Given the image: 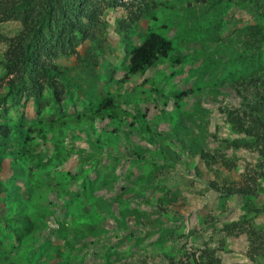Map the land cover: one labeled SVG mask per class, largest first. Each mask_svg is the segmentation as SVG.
Listing matches in <instances>:
<instances>
[{
	"label": "rangeland",
	"instance_id": "374dc122",
	"mask_svg": "<svg viewBox=\"0 0 264 264\" xmlns=\"http://www.w3.org/2000/svg\"><path fill=\"white\" fill-rule=\"evenodd\" d=\"M60 5L64 16L43 27L32 43L37 50L59 39L70 49L42 56L59 73L50 74L52 85L40 76L43 88L37 92L27 78L28 64L9 88L18 71L4 57L26 22L0 17V123L24 131L41 110L59 113L69 126L55 143L62 149L57 152L47 142L23 154L7 141L0 162V217L28 213L37 221L35 245L44 241L52 252L39 256L42 264H264V133L256 139L239 130L244 111L250 112L243 97L263 102L264 86L256 78L264 77V0ZM87 13L94 24L88 25ZM79 19L87 34H77L78 24L70 31L79 39L59 36V24ZM150 30L170 38L174 49L144 72L125 75L130 49ZM97 95L117 97L122 122L102 119L103 110L84 129ZM39 154L51 160L33 166ZM31 173L40 180L39 198L24 203ZM225 187L236 194H224ZM80 194L104 201L106 207L95 209L101 218L96 226L80 222L85 216L71 201L73 195L82 200ZM81 203L89 216L94 209ZM74 219L91 233L58 235V222L73 225ZM7 222L0 220V235H8L3 247L15 246L9 254L31 249L13 241L16 231Z\"/></svg>",
	"mask_w": 264,
	"mask_h": 264
},
{
	"label": "trees",
	"instance_id": "16d2710c",
	"mask_svg": "<svg viewBox=\"0 0 264 264\" xmlns=\"http://www.w3.org/2000/svg\"><path fill=\"white\" fill-rule=\"evenodd\" d=\"M60 6V0H0V17H21L26 22V27L24 28V30L16 38L10 41V51L4 57L5 61L10 65L15 66L18 71L16 77H11L9 79V88H13L16 84L17 78L22 77L23 70L25 69V66L27 64L32 65V69L30 70L27 78L30 80L31 88L37 89L34 92L40 91L43 88L42 84H38L40 76L44 78L46 84H51L52 79H50V74L53 72L56 74L59 73L57 67L52 64H47L42 56L44 55L45 58H51L53 55H55L56 49L60 48L69 50L70 47H67L64 43H61L60 40L57 39L56 44L50 43L49 45H42L40 48L35 50V48L33 47L34 44L32 42L41 35L43 27L50 24L53 20L57 21L58 19L62 18V16H64V14L61 13ZM83 13L84 11L81 14ZM261 13L263 12L261 11ZM87 17L89 22L88 25L94 24L95 17L91 15V13H87ZM78 24H80V27L78 28L80 33L77 34H87L86 24L82 22V19H79V23H65L63 27H61L59 24L57 28L59 36L66 35L68 36L69 40L79 39L80 35H72V31H70V28H74L75 26L77 27ZM44 37L45 36L43 35L42 38ZM86 37L88 36L86 35ZM38 42L39 40H37L36 45H38ZM52 48H54V50ZM173 49L174 45L170 38L157 31H148L142 38L141 42L132 46V48L130 49L125 75L144 72L145 70L149 69L155 62L168 57ZM256 79L260 80L259 84L264 86V77L258 76ZM189 91L191 92L192 88H190ZM20 93V89L15 91L16 96ZM184 93L186 92H180V94ZM243 99L248 100L246 103H244V105L249 107L250 112L244 111V118H246V121H244L245 119H242V122L239 123V130L244 133L252 134L253 137H256V139H263L264 96L262 97L263 102H261V99L252 101L246 96H244ZM117 107L118 100L116 96L105 95L101 97L97 95L95 100H93L92 110H90L88 114L85 115V117L83 116L86 122L84 123V129L87 130L90 123H92L93 120H96L95 113L98 114L103 110H105L106 113H102V119L107 118L112 122L114 121V119H118V122H122V118L115 110ZM17 128L19 127H17L16 125H11L7 122L0 123V162L5 155V152H3V150L9 144L7 143V141L9 140L13 144L21 146L23 154L27 152V149L29 151V147L40 146L42 145V143L47 142L52 143L53 145L51 144L52 146H50V148L54 146V149L57 152L58 150L62 149H60L57 145L55 146V143L58 144V141H61L64 138L65 132L69 130V126L66 124L65 118H62L59 113L58 115H46L41 110H39L38 112L36 123L28 124L24 131H22L21 129L17 130ZM113 130H116V127L113 128ZM51 138L52 140H50ZM97 142L99 144L100 140L97 139ZM105 149L107 148H100V150L102 151ZM110 149H108L107 151L110 152ZM29 156L30 153L27 158H29ZM46 156L47 157L40 155L37 159H33V161L31 159L30 162L33 163V166H44L45 163L43 162L47 159H50V155ZM105 156L108 158V154H106ZM112 158L114 159V157ZM161 158L165 160V157L161 156ZM201 158L205 160L206 158H208V155L202 154ZM12 160V162L14 163V160H16L15 155L12 157ZM168 160H170L169 157ZM156 166L158 165L156 164ZM106 171L107 172L105 173L109 176V171ZM12 180H16V177L14 176L11 181ZM4 181L5 180L0 178V190L2 189L3 185H5ZM29 181L32 184L31 188L27 189L29 191V199H27L24 203L29 200L34 201L35 197L39 198V191L35 190V187H39L38 185L40 184V180L35 176V174L31 173V178L27 180V182ZM97 186L98 185H96V187ZM222 192L229 195L236 194V192L230 187H225ZM80 195L83 198L82 200L81 198H79V195H73L74 197L71 196V201L76 207L77 213L79 215L85 216V220L80 222H82L84 225L96 226V220L101 218L95 216V214L97 215L95 209H99L103 206L106 207L105 205H103L104 201L98 200L97 196L90 197L84 194ZM80 203L87 204L89 207H92L94 211L90 209V215L87 216V214L83 213V210L80 209ZM40 216H45V213H41ZM1 219L4 221H8L7 223L11 224L10 226H12L16 231L13 241L16 240L19 244L18 246L21 247L29 245L31 246V249L24 250L19 254H9L8 249H14L15 246L11 242L10 245L6 248L3 247V240L8 235L4 232H1L0 236H2V242L0 239V262L4 261L6 262V264H42L41 260L38 261L39 256H42L44 253H49L52 255V252L49 251L50 249H47L46 243H43L44 241L39 242L37 246L35 245L37 239H39V232L41 230L38 228L37 221H34V219H32V217L28 213L19 214L14 218H11L9 216H1L0 220ZM75 222H77V225L74 224ZM122 222V219L118 220V223L121 225L123 224ZM74 223L73 225H69L65 224V221L58 222L56 228L58 235L63 236L65 233L71 231L70 235H73L76 238H80L84 233H91L90 229H86L85 226L82 227V223H78V221H75V219ZM3 230L4 229L2 228V231ZM65 243L68 246V242ZM80 253L81 252L79 251L80 260H82V256ZM36 254L38 255V257L34 258ZM67 264L73 263L68 262Z\"/></svg>",
	"mask_w": 264,
	"mask_h": 264
}]
</instances>
